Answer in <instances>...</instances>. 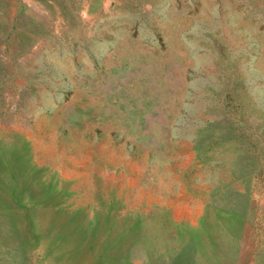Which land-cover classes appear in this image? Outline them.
<instances>
[{
    "label": "rangeland",
    "instance_id": "1",
    "mask_svg": "<svg viewBox=\"0 0 264 264\" xmlns=\"http://www.w3.org/2000/svg\"><path fill=\"white\" fill-rule=\"evenodd\" d=\"M0 264H264V0H0Z\"/></svg>",
    "mask_w": 264,
    "mask_h": 264
}]
</instances>
